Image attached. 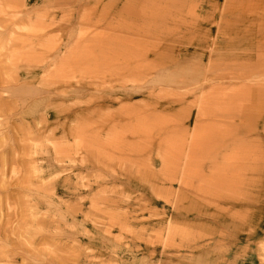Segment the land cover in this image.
Here are the masks:
<instances>
[{"label":"rangeland","instance_id":"obj_1","mask_svg":"<svg viewBox=\"0 0 264 264\" xmlns=\"http://www.w3.org/2000/svg\"><path fill=\"white\" fill-rule=\"evenodd\" d=\"M0 264H264V0H0Z\"/></svg>","mask_w":264,"mask_h":264}]
</instances>
